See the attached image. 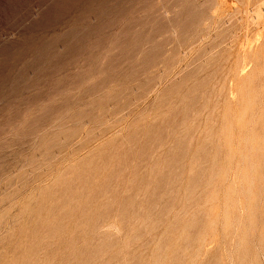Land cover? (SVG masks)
Returning <instances> with one entry per match:
<instances>
[{"label": "rangeland", "instance_id": "374dc122", "mask_svg": "<svg viewBox=\"0 0 264 264\" xmlns=\"http://www.w3.org/2000/svg\"><path fill=\"white\" fill-rule=\"evenodd\" d=\"M2 261L264 264V0H0Z\"/></svg>", "mask_w": 264, "mask_h": 264}, {"label": "bare ground", "instance_id": "6f19581e", "mask_svg": "<svg viewBox=\"0 0 264 264\" xmlns=\"http://www.w3.org/2000/svg\"><path fill=\"white\" fill-rule=\"evenodd\" d=\"M211 56H212V55H211ZM259 91H260V90H259ZM259 91H258V92H259ZM261 96H262V95H261ZM171 102H172V101H171ZM212 121H213V120H212ZM190 125H191V124H190ZM213 126H214V125H213ZM186 129H187V128H186ZM186 135H187V134H186ZM230 139H231V138H230ZM236 140H237V139H236ZM236 142H237V141H236ZM108 144H109V143H108ZM167 146H168V145H167ZM219 146H220V145H219ZM107 148H108V146H107ZM217 148H218V147H217ZM99 153H100V152H99ZM110 153H111V151H110ZM100 155H101V154H100ZM108 156H109V155H108ZM110 156H111V155H110ZM111 157H113V156H111ZM114 158H115V157H114ZM208 158H209V157H208ZM110 159H111V158H110ZM181 160H182V159H181ZM111 161H112V160H111ZM114 161H115V160H114ZM210 162H211V161H210ZM77 165H78V164H77ZM73 167H74V166H73ZM106 167H107V166H106ZM234 167H236V166H234ZM175 168H176V167H175ZM84 169H85V168H84ZM79 174H80V173H79ZM72 175H73V174H72ZM85 175H86V174H85ZM168 175H169V174H168ZM225 175H226V174H225ZM78 176H79V175H78ZM87 176H88V175H87ZM252 178H253V177H252ZM93 179H94V178H93ZM96 181H98V180H96ZM65 182H66V181H65ZM56 183H57V182H56ZM58 184H60V183H58ZM63 184H64V183H63ZM68 184H69V183H68ZM68 184H67V185H68ZM244 184H245V183H244ZM60 186H61V185H60ZM60 186H59V187H60ZM73 186H74V185H73ZM84 186H85V185H84ZM228 186H229V185H228ZM77 188H78V187H77ZM84 188H85V187H84ZM47 189H49V188H47ZM85 189H86V188H85ZM90 189H91V188H90ZM45 190H46V189H45ZM50 190H51V189H50ZM53 190H54V187H53ZM202 190H203V189H202ZM65 191H66V190H65ZM67 191H68V190H67ZM45 192H46V191H45ZM62 192H63V191H62ZM105 192H106V191H105ZM107 192H108V191H107ZM83 193H84V192H83ZM101 193L103 194V192H101ZM209 193H210V192H209ZM46 194H47V193H46ZM58 194H59V193H58ZM42 195H43V194H42ZM44 196H45V195H44ZM46 196H47V195H46ZM64 196H65V195H64ZM133 197H134V196H133ZM241 197H242V196H241ZM243 197H244V196H243ZM245 197H246V196H245ZM43 198H44V197H43ZM47 198L49 199V197H47ZM51 198H52V197H51ZM64 198H65V197H64ZM75 198H76V197H75ZM75 198H74V199H75ZM250 198H251V197H250ZM48 199H46V200H48ZM59 199H60V198H59ZM70 199H71V198H70ZM70 199L68 198V201H69ZM98 199H99V198H98ZM251 199H252V198H251ZM72 200H73V199H72ZM125 201H126V200H125ZM55 202H56V201H55ZM63 202L65 203V201H63ZM64 203H63V204H64ZM72 203H73V201L71 202V204H72ZM52 204H53V203H52ZM52 204H51V205H52ZM63 204H62V205H63ZM68 204H70V203H68ZM54 205H55V204H54ZM86 205H87V204H86ZM37 206H38V205H37ZM52 206H53V205H52ZM57 206H58V205H57ZM57 206H56V207H57ZM65 206H66V205H65ZM71 206H72V205H71ZM186 206H187V205H186ZM33 207H34V206H33ZM39 207H40V206H38V208H39ZM28 208H30V207H28ZM35 208H36V207H35ZM35 208H34V209H35ZM40 208H41V207H40ZM45 208H46V206H45ZM45 208H44V210H45ZM86 208H88V207H86ZM90 208H91V207H90ZM24 209H25V208H23V211H24ZM41 209H42V208H41ZM52 209H53V207H52ZM60 209H61V208H59V210H60ZM69 209H70V208H69ZM27 210H28V209H27ZM42 210H43V209H42ZM49 210H50V209H49ZM64 210H65V209H64ZM89 210H90V209H89ZM32 211H33V210H32ZM51 211H52V210H51ZM54 211H55V210H54ZM36 212H37V211H36ZM59 212H60V211H59ZM87 212H88V211H87ZM87 212H86V213H87ZM21 213H22V212H21ZM57 213H58V212H57ZM79 213H80V212H79ZM50 214H51V213H50ZM50 214H49V215H50ZM55 214H56V212H55ZM60 214H61V213H60ZM75 214H76V213H75ZM77 214H78V213H77ZM40 215H41V214H40ZM34 216H35V215H34ZM42 216H43V215H42ZM66 216H67V215H66ZM83 216H84V215H83ZM37 217H38V216H37ZM39 217H40V216H39ZM84 217H85V216H84ZM202 218H203V217H202ZM40 219H43V218H40ZM61 219H62V218H61ZM69 219H70V218H69ZM33 220H35V219L33 218ZM38 220H39V219H38ZM35 221H36V220H35ZM59 221H60V220H59ZM61 221H62V220H61ZM61 221H60V222H61ZM56 222H57V221H56ZM197 222H198V221H197ZM61 223H62V222H61ZM45 224H47V223H45ZM58 224H59V223H58ZM71 224H72V223H71ZM73 224H74V223H73ZM73 224H72V226H73ZM75 224H76V223H75ZM28 225H29V224H28ZM47 225H48V224H47ZM55 225H57V224H55ZM68 225H70V224H68ZM33 226H34V225H33ZM37 226H38V223H37ZM45 226H46V225H45ZM51 226H52V225H51ZM29 227H30V226H29ZM29 227H28V228H29ZM38 227H39V226H38ZM41 227H43V226H41ZM46 227H47V226H46ZM57 227H58V226H57ZM74 227H75V226H74ZM78 227H79V226H78ZM28 228H27V229H28ZM53 228H54V227H53ZM63 228H64V227H63ZM72 228H73V227H72ZM75 228H76V227H75ZM117 228H118V227H117ZM25 229H26V228H25ZM25 229H24V230H25ZM35 229H36V228H35ZM40 229H41V228H40ZM40 229H39V232H40ZM49 229H50V228H49ZM70 229H71V227H70ZM73 229H74V228H73ZM29 230H30V229H29ZM43 230H44V228H43ZM46 230H47V229H46ZM54 230H55V229H54ZM61 230H62V229H61ZM64 230H65V229H64ZM75 230H76V229H74V231H75ZM115 230H116V229H115ZM48 231H50V230H48ZM48 231H47V232H48ZM72 231H73V230H72ZM204 231H205V230H204ZM20 232H21V230H20ZM55 232H56V231H55ZM22 233H23V232H22ZM30 233H31V231H30ZM32 233H34V232H32ZM48 233H49V232H48ZM52 233H53V232H52ZM78 233H79V232H78ZM13 234H14V233H13ZM44 234H46V233H44ZM22 235H23V234H22ZM24 235H25V234H24ZM27 235H28V234H27ZM188 235H189V234H188ZM190 235H191V234H190ZM14 236H15V235H14ZM19 236H21V235L19 234ZM28 236H31V235H28ZM39 236H40V235H39ZM49 236H50V235H49ZM60 236H61V234H60ZM24 237H25V236H24ZM24 237H23V238H24ZM41 237L43 238V237H45V236H41ZM46 237H47V236H46ZM46 237H45V238H46ZM12 238H14V237L12 236ZM21 238H22V237H21ZM25 238H26V237H25ZM25 238H24V239H25ZM42 238H41V239H42ZM76 238H77V237H76ZM136 238H137V237H136ZM171 238H172V237H171ZM8 239H9V238H8ZM27 239H28V238H27ZM29 239H30V238H29ZM31 239H32V238H31ZM34 239H36V238H34ZM48 239H49V238H48ZM72 239H73V238H72ZM77 239H78V238H77ZM60 240H61V239H60ZM79 240H80V239H79ZM79 240H78V241H79ZM52 241H54V240H52ZM78 241H77V242H78ZM127 241H128V240H127ZM19 242H20V241H19ZM159 242H160V241H159ZM166 242H167V241H166ZM23 243H24V242H23ZM62 243H64V242H62ZM73 243H74V242H73ZM18 244H19V243H18ZM21 244H22V242H21ZM24 244H25V243H24ZM24 244H23V245H24ZM50 244H51V243H50ZM50 244H49V245H50ZM69 244H70V243H69ZM75 244H76V243H75ZM15 245H16V244H15ZM73 245H74V244H73ZM11 246H12V245H11ZM17 246H18V245H17ZM17 246H15V247H17ZM43 246H44V245H43ZM15 247H14V248H15ZM68 247H69V246H68ZM70 247H71V246H70ZM70 247H69V248H70ZM72 247H73V246H72ZM17 248H18V247H17ZM44 248H46V247H44ZM74 248H75V246H74ZM11 249H12V247H11ZM11 249H10V250H11ZM12 250H13V249H12ZM12 250H11V251H12ZM31 251H32V250H31ZM46 251H48V250H46ZM46 251H44V254H46V253H45ZM51 251H52V250H51ZM62 251H63V250H62ZM65 251H66V250H65ZM65 251H64V252H65ZM57 252H59V251H57ZM111 252H112V251H111ZM10 253H11V252H10ZM16 253H17V252H16ZM25 253H26V252H25ZM37 253H38V251H37ZM67 253H68V251H67ZM38 254H39V253H38ZM62 254H63V253H62ZM65 254H66V253H65ZM65 254H64V255H65ZM91 254H92V253H91ZM91 254H90V255H91ZM55 255H56V254H55ZM69 255H70V254H69ZM12 256H13V255H12ZM15 256H16V255H15ZM21 256H22V255H21ZM21 256H20V258H21ZM24 256H25V255H24ZM27 256L29 257V255H27ZM37 256H38V255H36V257H37ZM62 256H63V255H62ZM66 256H67V255H66ZM66 256H65V257H66ZM73 256H74V254H73ZM79 256H80V255H79ZM91 256H92V255H91ZM41 257H42V256H41ZM47 257H48V256H47ZM68 257H69V256H68ZM23 258H24V257H23ZM23 258H22V259H23ZM38 258H39V256H38ZM44 258H45V256H44ZM49 258H50V257H49ZM53 258H54V257H53ZM53 258H52V259H53ZM55 258H56V257H55ZM72 258H73V257H72ZM36 259H37V258H36ZM46 259H47V258H46ZM67 259H69V258H67ZM70 259H71V257H70ZM76 259H77V258H76ZM78 259H79V258H78ZM262 259H263V258H262ZM4 260H5V259H4ZM4 260H3V261H4ZM23 260H24V259H23ZM28 260H29V259H28ZM31 260H32V259H31ZM31 260H29V261H31ZM37 260H38V259H37ZM44 260H45V259H44ZM62 260H63V258H62ZM62 260H61V261H62ZM64 260H65V258H64ZM64 260H63V261H64ZM73 260H74V259H73ZM3 261H2V264H3ZM24 261H25V260H24ZM26 261H27V260H26ZM52 261H53V260H52ZM36 262H37V261H36ZM45 262H46V261H45ZM58 262H59V261H58ZM67 262H68V260H67ZM70 262H71V260H70ZM73 262H74V261H73ZM78 262H79V260H78ZM5 263H6V262H5ZM5 263H4V264H5ZM17 263H18V262H17ZM19 263H21V262H19ZM59 263H60V262H59ZM68 263H69V262H68ZM24 264H25V263H24ZM26 264H27V263H26Z\"/></svg>", "mask_w": 264, "mask_h": 264}]
</instances>
